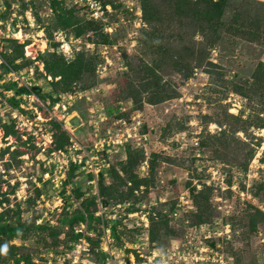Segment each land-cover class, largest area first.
<instances>
[{"label":"rangeland","instance_id":"374dc122","mask_svg":"<svg viewBox=\"0 0 264 264\" xmlns=\"http://www.w3.org/2000/svg\"><path fill=\"white\" fill-rule=\"evenodd\" d=\"M107 1L111 15L92 31L84 30L87 13L70 2L63 0L62 12L53 0H0V213L10 222L51 226L29 228L9 244L18 247L17 256L42 262L49 250L74 249L78 235H66L84 223L88 250H104L100 236L108 229L111 250L181 249L187 264H201L202 250L212 249L223 251L226 264H264V91L249 87L257 65H264V36L240 34L264 21V0H226L204 36L199 33L209 16L200 19L184 0ZM233 9L249 16L234 19ZM59 13L68 23L59 25ZM153 59L163 84L159 99L142 92L135 100L130 80L143 83V62ZM77 60L88 67L69 85L55 83ZM20 63L22 71H34L27 85L7 76ZM22 85L31 93L17 91ZM118 100L126 109L115 114ZM101 107L113 111L104 120ZM17 109L38 123L32 125L36 135L19 124ZM52 120L60 126L50 127ZM138 120L145 140L138 134L107 144L115 131L132 132ZM127 142L142 155L135 172L148 179L133 193L121 169ZM89 156H97V164ZM100 182L127 197L106 204ZM191 188L207 204L205 221L196 216ZM75 209L84 219L72 225ZM160 223L159 239L152 241L149 231Z\"/></svg>","mask_w":264,"mask_h":264},{"label":"trees","instance_id":"16d2710c","mask_svg":"<svg viewBox=\"0 0 264 264\" xmlns=\"http://www.w3.org/2000/svg\"><path fill=\"white\" fill-rule=\"evenodd\" d=\"M66 1V3L70 2L73 4V6L77 7L78 9H81L83 11H85L84 13L86 14V17L88 19V21H86V25H84V30L86 29H91L92 31H96L100 28H103L102 26L104 25V23L100 20L94 19L93 17H91L90 13L88 12L87 8L84 7L83 5L74 3L72 0H64ZM102 2V4L105 6L107 4H110L111 2H108L107 0H100ZM186 2H188V4H193L196 6V13L198 15V17L201 19V17L203 16V14H207L209 17L207 18L206 22V27H201L200 29V36H204V31L207 29V27L211 26L214 24V22H216L217 19L211 18L214 15L215 16H219L222 14V10L225 9L226 6V0H184ZM5 4V1H3ZM63 0H53L52 2V6L57 7L58 9H60V11H64L63 10ZM71 4V5H72ZM112 5V4H111ZM150 7H148V5H145V8L143 9L145 11V15L146 16H151L152 14L147 13V11L149 10ZM109 11H107V15L110 16L111 14L108 13ZM233 16L234 19H237L241 13L243 14V16H249L247 15L243 10H234L233 9ZM64 15H61V13H59V19L61 21V23L59 25H63L64 22L68 23V21L66 20V18L63 19ZM257 16V15H255ZM254 16V17H255ZM253 20L251 19L248 26L250 25V23ZM109 22V20H108ZM259 22V19H258ZM257 22V23H258ZM261 23V21H260ZM58 25V26H59ZM245 25V22L242 23V26ZM81 28V29H80ZM251 27H248L246 31H240V34L242 33H246V37H257L259 38V36L262 39V36H264V21H262L261 24L258 23V27H256V29L250 30ZM74 33L75 34H81L83 29L82 27H74ZM59 31V30H58ZM57 31V32H58ZM236 30H234L235 33ZM56 32V33H57ZM98 35L101 36V40L102 41H109L107 39V34L104 32H99ZM211 43V42H210ZM58 43H57V48H58ZM208 45V44H207ZM208 49V46H207ZM62 56L63 53L59 52ZM203 61V57L202 60ZM196 62L195 64H201L202 62ZM47 65L48 62H46ZM208 63V62H207ZM143 70H144V74L142 75L141 79L142 82H139V84L133 82V80H130L131 83V87L128 89L129 90V96L133 99L136 100L137 96H141L142 92L145 93H151V95H153V97L158 98L159 99V93L161 91V87L163 86V84L160 83L161 78H158L157 76V68L159 67L157 59H153V62L149 63V62H143ZM20 64H18L17 69L21 70L22 66H20ZM89 65V62H85L83 60H77V64L73 67V66H69L65 69V72H63L60 76V80L58 82L55 83H61V84H65L69 85L68 83H70L75 77H77L81 71L84 70V68H87ZM132 69V67H131ZM56 73H54L53 75H55ZM67 76H69L67 78ZM188 76V72H186V75ZM130 78V77H129ZM132 79V78H130ZM252 84H250L249 87L253 86H259L263 89L264 91V65L258 64L257 65V69L255 70V72L253 73L252 77ZM10 86H15L14 83H11ZM8 87V86H7ZM38 89V88H37ZM241 90L245 91L243 88H241ZM17 91H27V88L25 86H20L17 88ZM262 91V90H261ZM130 97H128L127 99H130ZM122 100V99H120ZM117 101V103L115 104L113 110L114 113H116V111L118 112L120 110V105H119V101ZM147 102L153 103L154 100L153 98H151L150 96L147 97ZM136 103H141V99H137ZM112 110H109L107 107V110L105 108H103V112L105 113V115H110ZM113 112V111H112ZM120 112V111H119ZM118 112V113H119ZM53 124V126H60L59 122H56V120H52V122H48V125L51 127L50 124ZM142 127V125H141ZM140 127V128H141ZM139 128V130H140ZM57 140L60 142L61 145L65 144V139H63L62 135H58L57 136ZM126 158L122 160L121 162V169L122 171L125 173L126 176H130L129 178L132 180L133 184L131 186H129V191H131L133 193V189L134 187H138L139 183H146L145 185L148 186V179H146L145 177H139V175L137 174V172H135V167L138 166V168L140 167V164L142 162L141 158L142 155L140 154V152L137 149H133V146L127 142V146H126ZM117 176H121L119 175L120 173L116 171ZM145 186V187H146ZM136 189V188H135ZM192 190V200H193V204L195 205L197 211H196V216L199 217V220L201 219L202 221H205L209 216H205L203 213V211L206 209L207 204L206 202H202L201 200L198 199V197L195 195L194 193V188H191ZM99 192L101 193L102 196L105 197L104 202L107 204L108 201L112 198H120V199H125L127 197V195L124 192H119V194H116L113 190V184L106 186L104 184H102L100 182V187H99ZM96 200V199H95ZM93 202V200H91ZM94 215V214H93ZM91 215V216H93ZM163 215V220L161 223H166L167 224V214H161ZM209 215V214H207ZM3 213H0V264H2L3 262H5V260H13L15 261L16 264H21L20 261L23 260L24 264H49L48 260L49 258L47 257V254L52 251L56 254L60 253L62 250H49L46 254V259L42 262L33 260V258L30 257L29 254H20L19 256H17V254L15 253L16 249L18 247H15L14 245L9 244V241L12 238H18V236H21L25 230L27 229H50L51 226H49L48 224H35L34 222L32 224L30 223H26L23 221H18V222H10L7 220H3ZM82 220L84 219V212L80 209H75L72 216L70 217V222L73 225L75 220ZM152 221H154V218L152 217ZM161 223L160 224H155V225H159L158 227H152L149 231L150 234V239L152 241L159 239L158 235L160 233V229H161ZM154 225V224H153ZM78 235V233H74L73 230L71 229V231H69L67 233V239L72 238L74 239V237ZM167 235V233H166ZM229 252V251H228ZM93 256L94 258H96L98 261H100V259L104 256V254L98 250V251H94L93 252ZM52 264H56V262L52 263ZM260 264V263H259Z\"/></svg>","mask_w":264,"mask_h":264},{"label":"built area","instance_id":"2783aa9c","mask_svg":"<svg viewBox=\"0 0 264 264\" xmlns=\"http://www.w3.org/2000/svg\"><path fill=\"white\" fill-rule=\"evenodd\" d=\"M74 3L83 5L87 8L88 12L90 13L91 17L94 19L100 20V21H106V14L107 11H110V5H103L100 0H72ZM1 23V22H0ZM63 38V36H62ZM63 45V44H62ZM11 68V67H10ZM34 75V71L32 67H30L27 71H22L19 69H10L8 71V79H11L13 82L17 81L18 84L27 85L30 81L29 78L32 79V76ZM22 85V86H23ZM27 87V92L31 91L29 90V87ZM29 90V91H28ZM59 105V104H58ZM66 108V105L63 104ZM126 107L123 106V101L120 103V110H125ZM98 116L104 120L106 117L105 113L103 112V107L100 108ZM94 113V112H93ZM14 117H17V121L19 124H25L27 127V133H31V135H36V130L32 127V125H38L34 124V121L32 119H29L30 117L24 116L23 112L19 109L16 110ZM27 117V118H26ZM43 119L42 117H40ZM52 118V117H51ZM49 120L47 118H44V120ZM135 120V118L133 117ZM126 122V120H123ZM19 125V126H20ZM142 122L140 120L134 122L133 125H131L130 128H132V132H129L128 130L124 129L123 131H115L116 133L114 136L115 139L112 140V138H107V144H113L120 143L123 140H127V137L130 135L137 136L140 135V138H143L144 140L147 138L146 134L144 132H139V128L141 127ZM118 130V129H117ZM125 132H127V135H125ZM101 143V141H100ZM103 145V144H101ZM98 146V143L95 144V147ZM88 161H92V165H95L97 163L94 162V159H97V156H89ZM64 161V160H63ZM96 170V168H95ZM48 175V172H46L45 176ZM57 185V184H56ZM87 225L84 223H80L78 225H75L73 227L74 232L78 233V240L76 242V246L74 249L69 250H62L60 253L56 254L52 251H50L47 254V257L49 258L48 263L52 264L56 262V264H187L185 260L181 258L182 254H185V250L181 249H172L169 250H146V252H143L142 250H132L129 249V251L126 253V249H120V250H111L112 246V238L110 236V232L108 229L103 230L102 235L100 236V240L102 243H104V250H100L104 256L98 261L93 256V252L95 250H88V244L86 242V235H91L90 231L87 230ZM111 245V246H110ZM110 247V249H109ZM98 251V250H96ZM203 256L200 257L201 264H226L223 251L219 250H202ZM194 260L198 261V256L194 258Z\"/></svg>","mask_w":264,"mask_h":264},{"label":"bare ground","instance_id":"6f19581e","mask_svg":"<svg viewBox=\"0 0 264 264\" xmlns=\"http://www.w3.org/2000/svg\"><path fill=\"white\" fill-rule=\"evenodd\" d=\"M21 35H22V34L19 33V34H18V37H21ZM44 43H45V42H44ZM28 53H32V52H31V49H30V46H28ZM0 143H1V142H0ZM0 146H1V145H0ZM0 149H1V147H0Z\"/></svg>","mask_w":264,"mask_h":264},{"label":"water","instance_id":"95a60500","mask_svg":"<svg viewBox=\"0 0 264 264\" xmlns=\"http://www.w3.org/2000/svg\"><path fill=\"white\" fill-rule=\"evenodd\" d=\"M76 124H79L80 123V119L78 117H75L74 120H73Z\"/></svg>","mask_w":264,"mask_h":264}]
</instances>
